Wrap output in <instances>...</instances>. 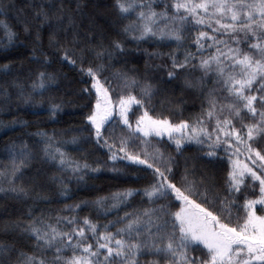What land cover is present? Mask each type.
Instances as JSON below:
<instances>
[{"label": "snow or ice", "instance_id": "snow-or-ice-1", "mask_svg": "<svg viewBox=\"0 0 264 264\" xmlns=\"http://www.w3.org/2000/svg\"><path fill=\"white\" fill-rule=\"evenodd\" d=\"M44 3L49 0H42L35 13L43 19L40 28L52 26ZM159 4L165 5L162 11L156 10ZM115 8L122 19H135L121 29L126 41L112 40L108 45L103 36L96 43L91 24L88 32L82 31L84 22L78 24L62 4L56 10V32L67 33L72 47H62L54 33L50 38V45L56 46L54 55L78 69L89 85L81 91L94 103L87 105L86 127L81 130L86 135L70 140H57L54 132L34 135L41 138L42 158L71 173L78 183L108 165L117 177L147 183L62 210L74 216H35V209H30V222L21 234L35 241L34 251L0 244V264H12L13 252H18L15 264H142L146 255L154 257L146 264L162 260L166 264H264V0H115ZM65 20L67 27H62ZM0 28L8 44L18 39L6 21H0ZM24 31H31L27 24ZM149 41L175 44V51L167 54L143 50L150 60L169 61L164 84L179 79L181 72L201 73L195 81H184L185 87L196 89L202 98L201 111L193 118L174 122L155 115L149 105L161 88L148 77L138 78L136 68L110 71L119 59L127 62L133 50L126 48V42L139 49ZM36 42H40L39 30ZM33 52V59L39 60L36 49ZM43 63H51L46 54ZM162 67L154 65L153 69ZM56 80L54 74L38 72L32 90L43 95ZM209 82L212 87L207 86ZM17 87L23 95V86ZM25 102L30 103L31 97ZM60 110L58 104L51 108L53 115ZM17 123L4 127L13 130ZM82 140L103 150L107 160L97 161L99 166L94 167L87 159L72 158L66 148H79ZM162 145L174 147L179 156L196 146L197 159L225 173L222 192L207 171L192 178L195 164L189 167L186 161L183 173L178 172V161ZM6 151L10 165L0 170V193L27 197L31 189L16 181L36 154L26 142L13 143ZM59 181L60 195L67 197L66 182L63 177ZM137 196L152 206L120 216ZM37 199L51 202L45 196ZM83 208L116 219L103 224L90 216L81 219ZM13 227L21 228L19 223Z\"/></svg>", "mask_w": 264, "mask_h": 264}, {"label": "trees", "instance_id": "trees-1", "mask_svg": "<svg viewBox=\"0 0 264 264\" xmlns=\"http://www.w3.org/2000/svg\"><path fill=\"white\" fill-rule=\"evenodd\" d=\"M41 3L42 0H0V21H6L11 30L18 34V39L13 44H8L5 31L0 28V170H6L10 165V157L6 149L13 143L20 145L26 142L36 154L31 165L24 169L23 176L16 181L17 185L23 184L31 189L28 196L16 198L10 193L8 195L0 193V244L13 245L17 250L29 253L34 251L32 245L35 241L22 235L21 229L30 222L28 215L30 209H35L33 213L35 216L41 213L45 216H74L76 213L62 210L68 206L80 204L82 201H94L99 197L109 196L126 188H141L147 183L144 180L135 181L117 177L108 171L111 165L100 173H89L84 181L78 183L75 179H71V173L62 172L58 165L42 158L41 138L34 134L46 131L52 135L54 132L57 140H70L73 136L86 135L81 130L86 127L85 121L89 112L87 105L90 102L94 103L81 91L89 85L82 81L78 69L62 62L59 56L54 55L56 46L50 45V38L54 33L55 40H58L62 47H72L68 43L67 33L56 32V10L62 4L67 15L74 16L78 24L81 21L84 22L82 26L84 32H88V26L91 24L96 31V43H99L100 37L103 36L105 45L110 44L112 40L126 41V37L121 34V29L134 20L135 16L128 20L122 19L115 8V0H49V3H44V7L48 8L52 26L44 25L40 28L43 19L37 18L35 13L40 10ZM164 6L159 4L156 10L162 11ZM25 24L31 29L30 33L24 31ZM62 27H67V20ZM38 30L39 43L36 42ZM81 39L84 40L85 37L81 36ZM125 46L133 50L128 53L127 62H124V58L119 59L118 62H114V67L110 71H128L136 68L138 78L144 80L148 77L153 86L161 88L162 91L158 92L149 105L150 109L155 108V115H163L165 118L178 122L182 119H191L201 111L202 98L199 91L187 88L184 84L186 78L195 81L199 79L201 73L181 72L179 79L170 84H164L163 81L167 78V71L170 68L167 58L150 60L143 53V50L159 51L165 54L174 52V43L168 46L149 41L141 43L138 49L135 43L126 42ZM33 49H36L35 56L39 57V60L33 59ZM45 54L51 60L50 64L43 63ZM62 54L61 52L60 55ZM78 54L79 49H77ZM88 58L91 59L90 54ZM161 64H163L162 68L153 69L154 65ZM146 65L149 66L147 71ZM5 66L8 67L5 69ZM41 71L57 77L56 83L43 95L33 92L31 87L36 81L37 73ZM17 85L23 86V95H21V88ZM207 86L212 87L211 82ZM29 96L31 102L26 103L25 99ZM54 104L61 105L62 108L55 115L51 112ZM12 121L18 122L13 130L4 127ZM25 122L26 127L23 126ZM162 147L166 153L173 155L178 161L176 165L178 172L183 173L186 161L189 167L195 164L196 170L192 178L198 179L207 171L209 175L215 176L218 189L222 192L225 173L211 168L205 160L197 159L196 146H190L182 156L176 154L174 147L167 145ZM66 150L72 158L81 161L87 159L94 167L99 166L97 161L107 160L103 150L83 140L79 148L68 146ZM117 167L124 169L123 164ZM126 171L129 175H135L132 169H126ZM60 177H63L66 182L64 186L69 189L67 197L60 195ZM69 180H71L70 183ZM3 186L7 188L8 184L5 182ZM40 196L48 197L51 202L38 200ZM151 206L142 197L137 196L130 202L129 207L119 212V215L123 216L125 211L131 212L133 209ZM86 216H90L101 224L116 219L115 215H108L105 218L97 215L91 208H83L79 212V217L83 219ZM17 223L20 224V229L13 227ZM112 230L115 231V229ZM48 255L51 256V252ZM17 258L18 252H13L12 264H15ZM152 259L154 257L151 255L143 256L142 264ZM161 264H166V261L162 260Z\"/></svg>", "mask_w": 264, "mask_h": 264}]
</instances>
